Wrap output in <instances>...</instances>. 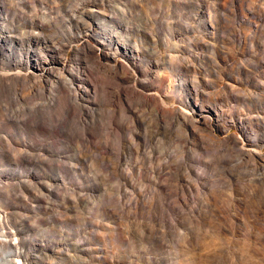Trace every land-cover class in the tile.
<instances>
[{
	"label": "rangeland",
	"instance_id": "1",
	"mask_svg": "<svg viewBox=\"0 0 264 264\" xmlns=\"http://www.w3.org/2000/svg\"><path fill=\"white\" fill-rule=\"evenodd\" d=\"M14 71L0 257L264 264V0H0Z\"/></svg>",
	"mask_w": 264,
	"mask_h": 264
},
{
	"label": "bare ground",
	"instance_id": "2",
	"mask_svg": "<svg viewBox=\"0 0 264 264\" xmlns=\"http://www.w3.org/2000/svg\"><path fill=\"white\" fill-rule=\"evenodd\" d=\"M121 69L126 72V75H125V79L124 80L125 81H128L129 80V76H130L129 75V72H128V69L125 66H122ZM19 76L22 77V78H25V80L30 78L29 76L22 75L20 71H14V72H8L6 74H2V73L0 74V95H1V98H0V106L3 107V108H5V109H7V110L12 106V103L14 101L17 102L21 98V96L18 95V93L20 92V90H21L22 93L24 92V90L20 87L21 84H20L19 79H15L14 78V77H19ZM6 90H13L14 97L13 98H10V99H7V98H5V96H2V94ZM27 90H29L27 92V97H30L31 93L34 91V86H30ZM22 93H21V95H22ZM74 93L77 96H80L78 89L74 90ZM52 101L53 100H51V98L50 99L48 98L47 101L43 104L45 106V108H47L49 110L51 108ZM30 106L31 107H30L29 110L33 114V110H35L36 107H35V105H33V106L30 105ZM19 110H20V108H19ZM9 112H10V110H9ZM14 115H15V110H14ZM8 116L10 117V115H8ZM29 116H30V114H29ZM4 119H6V118H4ZM1 232L2 233L0 234V245L9 246L10 243L8 241V237H9L10 231H3V230H1ZM0 264H14V262H13V254L10 253V252H8L7 256H1L0 257Z\"/></svg>",
	"mask_w": 264,
	"mask_h": 264
}]
</instances>
